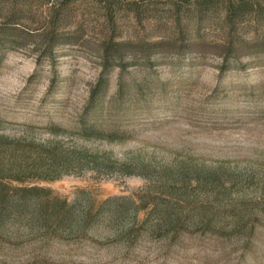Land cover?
<instances>
[{"label": "rangeland", "instance_id": "1", "mask_svg": "<svg viewBox=\"0 0 264 264\" xmlns=\"http://www.w3.org/2000/svg\"><path fill=\"white\" fill-rule=\"evenodd\" d=\"M245 24L231 37L237 41L232 46L223 27L215 25L191 42L163 38L167 54L125 56L121 71L107 67V86L95 108L88 100L102 70L100 34L59 45L49 55L36 43L0 44V130L35 142L56 137L67 147L88 150L82 155L95 152L97 159L82 156L54 179L19 183L45 187L66 202L78 197V204L88 201L95 210L112 195L136 204L139 196L158 197L161 186L148 181L143 168L126 171L119 163L182 162L216 174L206 188L189 195L193 207L204 206L210 223L231 222L233 209L244 206L238 228L183 229L170 242L161 239L162 232L137 239L125 251L113 236L50 239L40 251L30 250L26 238L0 241V264H264V30ZM123 27L125 36L134 33L128 19ZM181 45L191 50L199 45L201 53H174ZM229 46L237 64L223 69ZM119 72L124 88L116 97ZM81 121L114 127L118 136L109 140L82 130ZM186 174L188 188H198L195 174ZM176 204L183 218L184 202Z\"/></svg>", "mask_w": 264, "mask_h": 264}, {"label": "trees", "instance_id": "2", "mask_svg": "<svg viewBox=\"0 0 264 264\" xmlns=\"http://www.w3.org/2000/svg\"><path fill=\"white\" fill-rule=\"evenodd\" d=\"M125 19L134 27V33L126 36L123 32ZM249 22L259 24L264 30V0H0V44L15 47L36 43L49 55L57 46L74 43L90 33L101 35L99 49L103 64L88 100L89 108H95L102 100L108 80L107 67L115 65L121 71L125 56L148 59L151 54H163L166 52L161 49L162 44L165 45L163 38L172 43L191 42L215 25L223 27L232 46L237 41H231V37L244 30L245 23ZM154 28L163 31L152 32ZM17 31L26 36L15 35ZM156 36L160 39H153ZM230 46L222 56L223 69L237 64ZM189 50L197 56L201 53L199 45L193 50L181 45L173 52ZM123 88L119 72L114 95L121 96ZM81 123L82 130L97 132L102 138L110 140L118 136L119 131L114 127H102L94 121ZM83 151L88 150L67 147L56 137L35 142L9 136L0 130V241L26 238L30 250L39 248L40 251L50 239L60 241L77 237L92 241L113 236L125 251L137 239L146 241L162 232L161 239L170 242L183 229L205 226L217 233L226 226L240 227L244 206L233 209L231 222L210 223V218H204L207 215L204 206L190 204L193 201L189 195L206 188L210 179L216 177L215 172L200 165L178 162L154 167L149 160L123 161L119 163L123 170L143 168L147 180L161 186L158 197L151 201L139 196V204H136L126 196L112 195L95 210L88 201L78 204V197L66 202L64 198L50 195L45 187L19 183L32 177L54 179L62 168L74 165L82 156L96 162L95 152L82 155ZM189 172L195 174L198 188H188L185 180L190 179L186 174ZM178 202H184L187 211L183 218ZM139 210L145 212L140 218L137 216Z\"/></svg>", "mask_w": 264, "mask_h": 264}]
</instances>
